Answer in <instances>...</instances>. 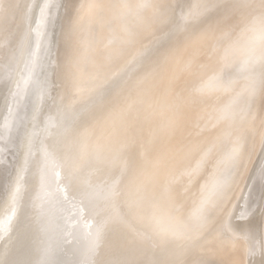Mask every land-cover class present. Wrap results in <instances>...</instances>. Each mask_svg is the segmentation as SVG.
<instances>
[{
    "label": "rangeland",
    "instance_id": "374dc122",
    "mask_svg": "<svg viewBox=\"0 0 264 264\" xmlns=\"http://www.w3.org/2000/svg\"><path fill=\"white\" fill-rule=\"evenodd\" d=\"M29 1L0 0V33L6 32L12 42L9 48L0 40V94L3 92L0 96L5 97L4 99L7 100V96L4 95H8V91L5 89L6 94H4V88L7 86L10 89L11 86L8 100L0 99V104H2V101L6 102V105L4 103V105H0L5 109L2 111L0 108L1 111H7L3 114L0 112L1 117L3 115L2 118L0 117L2 119L0 123L2 130H0V133L6 126V132H9V135L11 134L7 136V133L5 135L4 131L2 135L0 134L1 137L4 135L0 139L1 146H3L2 142L5 146H3L4 149L0 148V154L4 153L5 155L3 156L6 157L7 151L10 148V145H8L10 141L14 143L12 144L16 149H12L13 147L9 149L8 155L12 158L11 162L8 160L10 158L8 155L7 160L3 159V156H1L2 158L0 157V160L9 161L8 163L11 164L9 167L11 168L9 183H7L2 194H0V264H123V262H136V264H264V84H262V79H264V21H261L260 18V0H257L258 2L250 0L247 2L249 5L246 2L244 4L245 0L243 3L241 0H237V2L242 3V6L240 4L238 7L235 0L234 3L229 2L232 7L226 0H214V2L202 0L207 3V5L204 4L206 5L205 7L199 4L201 3L200 0H55L57 1V5H55L54 0H44L46 2L42 0L44 3H41L39 0H34L36 1L35 3L33 0H31L33 3H28ZM253 1L256 3V6H254ZM196 2H198L197 5ZM210 2L212 5H210ZM226 2L229 5H226L227 10L225 9ZM250 2H252V6ZM208 3H210V6ZM222 3L224 4L222 5ZM30 4H33V6ZM44 4L46 7H43ZM220 4L223 6V9L220 7L222 11L217 10V8L220 9ZM28 5L30 8L32 7L31 9L33 10L31 11L33 12L29 11ZM37 5L41 7L40 11ZM195 5L198 7L202 5L203 10L201 11L202 8L200 7L199 12V8H196ZM49 6L52 7L50 8ZM194 6L196 9H192ZM34 8H38L36 9L38 11L37 14H35L36 10ZM46 8L48 13H46ZM252 8L255 11H259H256L258 16ZM247 9L250 10L246 11ZM54 10H57L56 15L51 13ZM28 11L31 12V15L27 13ZM25 13L31 16L30 19H27L28 16ZM38 13H40L39 20H36ZM253 13L255 14L254 16ZM48 14L52 15V18ZM24 17H27L26 19L29 20V23L32 20L31 22L34 23V26L36 22H39L38 24L43 23L45 26L47 19V23L53 28L50 29L51 27L47 26V23L46 26L52 32L49 29L46 30L47 27L45 28L41 24H36L34 28H37V31L31 34V31H35V29L32 28L33 25L30 26L32 23L29 24L27 21H24ZM42 17H44L45 21L44 19H40ZM256 18L258 25L256 24ZM49 19L53 20V24L52 21L48 22L50 21ZM237 19H240L239 21L242 20L240 27ZM251 19L257 27L259 26V29L253 23L249 24ZM40 20L43 22H40ZM236 20L238 27L233 24ZM225 21L227 24L224 23ZM26 23H28V26ZM39 26L40 28L42 27V30L38 29ZM252 26H255V28ZM225 27L227 28L225 29ZM28 28L32 30L28 32ZM24 29H26V34H30L25 36ZM40 30L44 34L43 38L37 35V33L41 34ZM44 30L48 32H46V35ZM231 30L236 32L234 33ZM224 32L227 33L225 34ZM50 33L49 37L48 34ZM214 34L217 39L214 37ZM31 35H36V37L33 36L34 39H40V42L43 44V41H45V47L49 43L48 50L44 48L46 51L43 52V56L47 53L45 59L46 57L48 58L46 60L43 61L44 57L41 56L42 51H39V49L43 50V46L37 43L39 41L32 39L34 40L33 42L29 40V37L32 38ZM22 36L25 37L23 38ZM27 36L29 37L27 38ZM45 36L49 37L50 42H48L49 40ZM208 36L210 37L208 38ZM20 38L25 39V43ZM220 38L222 39L220 40ZM224 38L228 41L223 40ZM251 40L255 41H253L254 44L250 43L252 42ZM29 41L32 44H38H34L35 47L30 43L31 46L35 47H32L34 56L36 58H38L37 55L41 56L39 57L40 62L38 61L39 58L33 57L34 61L31 62H35L34 65L32 63L35 68L28 61L30 57V60H32L33 54L28 57L26 53L31 48L26 43H29ZM242 41L243 44L240 46ZM19 42L23 43V45L21 43V48ZM199 44L200 46H198ZM256 44L260 46H256ZM24 45H29V47H23ZM248 45L249 48H245ZM17 46H19L20 50ZM38 46L42 49L38 48ZM33 49H37V51ZM209 49L212 53L209 52ZM38 51L40 52L39 54H37ZM256 52L258 53L255 54ZM16 53H19L18 57L20 59L16 57ZM249 55L251 56L249 57ZM24 56L29 59L26 61ZM203 57H205L204 60ZM211 57L216 59L213 62L209 61L213 60ZM241 57L250 61H243L244 59L242 60ZM16 58L21 62L18 64L19 62L15 61L16 63L18 62L19 66L14 63V59L16 60ZM217 58L223 59V61L221 60V63L217 62ZM224 59H230L229 63L231 65L228 63V60ZM41 62L42 64H39ZM189 62L191 63L190 65ZM238 62L240 65H238ZM26 63L28 66H31H29V69L23 68L24 65L27 67ZM209 64L210 67L216 68V71L214 68L212 69L217 73L212 71ZM40 65L42 68L39 67ZM13 66L16 75L11 71V69L13 70ZM36 67L37 69L38 67L41 69H38L37 72L33 70ZM16 68L18 71H16ZM22 69L28 71L31 69L36 71L35 74L40 73V71L44 72L45 70L44 75L40 73V76L42 77L43 75L44 79L40 77L42 79L40 80L39 74L35 75L33 71H30L36 77L34 79L31 76V80L40 82L32 85L33 82L30 79H26L27 77L30 78L29 75L31 74L29 73L24 78L25 70L22 71ZM188 69L191 70L189 71ZM196 69L197 71L199 69L200 71L204 69L209 70L207 72L204 70L202 73L198 72L203 74V77L205 73H208L205 74L206 77L208 75L207 79L212 76L209 79L211 80L210 83L207 82V79H203L201 74L199 75L196 72ZM10 73L11 77L9 76ZM197 74L200 79H197ZM20 75L21 78L23 76V80L27 81H21ZM191 77H195L197 80L193 78L194 82H192ZM7 80L10 82L13 80L11 85L8 83L10 86L6 85ZM198 80L200 84L205 80L208 86L203 83L204 88L200 89L199 87L202 85L198 84ZM19 81L21 85L18 83ZM195 81L197 83L195 88H199L200 91L198 92H201L198 95H201L203 99L207 98L209 101H204L202 98V100H198L200 98L196 92L198 89L195 91L193 85L192 89L190 88V85L194 84ZM42 82H44V87L42 86ZM152 82L155 84H152ZM13 83L17 87H14ZM183 83L187 84L186 88H184L187 89L185 90L186 92L182 89L184 87ZM25 84L27 86H24ZM147 84L148 86L150 85L151 92L148 90L147 93L146 90L145 93L144 91L147 88L145 86ZM181 84H183V87ZM36 85L38 87L41 85L43 88L40 86L41 88L39 87V89ZM101 85L105 86L103 92L99 91ZM197 85L200 86L198 87ZM21 86L28 90L26 92L29 93L27 94V96L29 95L28 100L31 99L29 106L28 102L26 103L28 101L26 100L27 96L24 95L26 94L25 89ZM30 86H34L31 89L32 91H29ZM18 87L20 88L19 91ZM15 88L18 91L17 95H15ZM34 89L37 91L35 92ZM179 90H183L184 94L180 93ZM12 91L14 92L13 94ZM178 91L181 96L176 94ZM37 92L38 94L41 92V95H37ZM143 92L146 96L149 93V96L152 95V98L148 96L151 99L150 101H148L146 96L143 97ZM193 92L194 94L196 93V97L193 96ZM32 93L37 97L33 96ZM190 93H192L190 95L192 99L196 98V100L192 101H200V103H193L191 97H188ZM230 93L234 96L237 95V97L241 95L238 101H241L244 94L248 93L250 97H245L248 99L246 100L247 103L243 98L242 103L234 100L235 97ZM203 94L205 97H203ZM14 96L15 101L12 99ZM182 96L188 97L187 100L191 101H189L190 105L189 103L186 104L185 100L181 98ZM32 97H35L34 101H32ZM38 97L40 98L38 99ZM230 97L232 100H229ZM36 98L37 101L35 102ZM172 98L173 100L177 98L179 104H176L177 102L173 101ZM159 99H162L161 102ZM181 99L182 101L184 100L183 104L187 105L185 107L189 106L187 108L189 115L184 112L186 108L182 107L183 104L180 106L182 103H180ZM11 100L13 101L11 102ZM22 101L26 105H22ZM170 101L176 102V107ZM206 101L208 102L207 105L205 104ZM211 101L212 103H210ZM228 101L232 104L233 101L234 103L236 101V106L238 103L241 105L239 106L241 110L238 113L235 111L237 114L233 111L231 116L238 115V117L242 116V119H244V121L240 119L242 130H244L243 136L239 134L232 135L234 133L232 129L234 126H231L227 130L228 124H219L218 119H213L216 115L218 116V113L216 115L213 114L216 112L213 109L220 107L224 102ZM7 104L12 110L6 108L8 107ZM11 105L16 110L18 108L19 114L23 113L25 115L20 116L18 112L13 110L14 108ZM31 105L37 106L36 109ZM202 105L206 109L212 108L213 113L207 110V114H204L205 107ZM19 106L21 107L20 109ZM25 106L27 109L24 108ZM190 106L192 109H190ZM28 108L29 110L33 108L32 116ZM182 108L183 110H181ZM243 108L244 110H242ZM21 109L24 112H20ZM189 110H196L197 113L201 111L203 115L195 112L198 118L193 119L192 117H195L194 112ZM12 111H14V114L11 113ZM180 111H183L181 112L182 114L178 113ZM10 113L13 114L11 115L12 119H9L12 123L7 119ZM208 113L209 115L212 113L209 116L210 118H208ZM13 116L21 117V120ZM30 116L31 118H29ZM200 116L203 118L202 122ZM23 119L25 120V127H23ZM31 119L33 120V130L31 129ZM212 119L215 122H211ZM16 120L19 124L16 123ZM192 120L193 122L191 123ZM208 120L210 124L206 122ZM2 122H5L4 126ZM7 122L12 125L15 123L16 130L18 131L23 129L19 131L22 134L21 137L16 130L14 131L18 133L17 135L14 131V134L12 133L11 130L13 129L11 128L13 126L15 128V125L11 127ZM201 123L206 124L202 127ZM208 124L211 126H208ZM18 125L19 127H17ZM216 125L218 126L215 128ZM7 126H10V128H7ZM208 128H211V130ZM206 129L207 132L205 131ZM200 130L202 131V138L200 137L202 140L197 138L201 134L198 133ZM224 130L225 132L228 131V133H223ZM230 130L232 131L231 134ZM28 131H30L31 138L29 134V136L25 135L27 139L24 137V140L27 141L20 140L19 137L23 139V134L29 133ZM195 132L197 134L192 138ZM242 133L243 131H241ZM220 134L222 138L225 134H228L229 137L232 135L233 137H230V139L226 135L229 141H224V139L226 140L225 136L221 141L222 143L219 142L221 144H214L213 142L215 141L213 140L218 139ZM208 135L210 136L208 137ZM15 136L16 139H19H17L18 141H23V144L21 143L23 146L20 145V142L15 144L17 141L14 138ZM163 136L164 138L167 136L165 140H162ZM210 138L209 143L214 145L211 148L208 147V149L206 146L210 144L203 142V139L208 142ZM196 139H198V142ZM163 141L164 143H162ZM238 141L239 143H237ZM25 142H30L28 143L29 146ZM189 142H192L191 145ZM199 142L201 143L199 144ZM193 144L197 145L200 149H197ZM18 145L19 147L22 146L21 148L27 146L28 149L26 147L25 150L20 149L21 152H19ZM186 145L187 147H185ZM201 145L206 149L205 151L208 149L209 153L212 151H214L212 153L217 152L218 154L215 153L217 156L212 153L210 155L208 152L206 154L205 151L206 155L202 152L204 156L201 153H196L197 150H201ZM190 146L192 149L188 148ZM193 147L197 150L193 149ZM186 148L190 151L189 156L182 154L183 151H187L185 150ZM10 150H14L12 151L13 154ZM108 151H111L110 158L105 157ZM15 152L16 154H14ZM23 153L25 155H22ZM192 153L197 154V156L199 155L198 157L194 155L196 159H199L195 161L192 157L193 162L191 163L189 157L191 159ZM180 154H182L181 159H179L181 157ZM163 155H166V157ZM15 156L16 158L20 157L19 160L21 162ZM160 157H164L163 160ZM184 158L188 161L184 160ZM70 159L77 161L72 167L68 165ZM160 159L162 164L161 161L159 162ZM16 162L17 164H15ZM200 163L201 165L207 163L212 169L209 165L205 166L204 164L201 166ZM225 163L226 165H224ZM15 165L19 166L14 167ZM183 165H186V168ZM191 166H194V170H197H195L196 173L193 172L196 174L195 179L194 174L189 173L192 169ZM197 166H201V168L197 169ZM206 167L207 170L210 169L211 174L206 170ZM186 170L189 171L187 172ZM9 184H12V186ZM154 184L159 187H155ZM168 184H172V186ZM90 185L100 186L104 189L105 198L101 201L103 212L82 195ZM164 187L167 188L165 189ZM219 188L221 189L220 191ZM245 189L247 190L245 191ZM203 190L208 193L203 192ZM189 194L192 195L189 196ZM168 196L170 200L174 201L167 199ZM208 196H212L210 200H207ZM216 196H218V199ZM181 198L184 199V202ZM188 198L191 200L188 201ZM208 201L212 202L208 203ZM164 202L170 206L167 205L168 207L164 208ZM187 202H192V204L190 203V205ZM196 202L200 203V206ZM188 209H192V211ZM185 214H187V217ZM189 215L190 217H188ZM186 222L187 224L184 226ZM222 225L226 226L223 227ZM229 226H231L230 230ZM209 228L211 229L209 230ZM208 232L210 233L208 234ZM238 234L240 235L238 236ZM209 236L211 239L208 238ZM218 238L221 242H219ZM222 238H224V243L222 242ZM216 242L223 244L220 245ZM228 247L229 249H227Z\"/></svg>",
    "mask_w": 264,
    "mask_h": 264
},
{
    "label": "bare ground",
    "instance_id": "6f19581e",
    "mask_svg": "<svg viewBox=\"0 0 264 264\" xmlns=\"http://www.w3.org/2000/svg\"><path fill=\"white\" fill-rule=\"evenodd\" d=\"M33 1H34V0H33ZM33 1L30 0L28 3H30V2L33 3ZM39 1L42 3L44 0H43V1H42V0H39ZM46 1H47V0H46ZM46 1H44V2H46ZM54 1H55V0H54ZM188 1H189V0H188ZM192 1H194V0H192ZM200 1H201V3H199V4H202L204 7L207 5V3H206V2H203V1H208V0H203V1L200 0ZM211 1L214 2V0H211ZM226 1H228V3H229V2H230V3H231V2L234 3V0H233V1H231V0H230V1H229V0H226ZM235 1L237 2V0H235ZM238 1H240V0H238ZM241 1H242V3H243L244 0H241ZM249 1H250V0H248V1L245 0V1H244V4H245V2L247 3V2H249ZM256 1H257V0H256ZM35 2H36V1H34V3H35ZM44 2H43V3H44ZM202 2H203V3H202ZM220 2H221V1H220ZM223 2H224V1H223ZM257 2H258V1H257ZM38 3H39V2H38ZM41 3H40V4H41ZM191 3H192V2H191ZM197 3H198V2H196V5H197ZM210 3H211V2H210ZM210 3H208V5H209ZM215 3H216V2H215ZM224 3H225V2H224ZM224 3H222V5H223ZM226 3H227V2H226ZM228 3L225 4V7H226V5H228ZM230 3H229V5L231 6ZM242 3H241V2H240V3L237 2V4H236L237 7H238V5H240V4H241V6H242ZM250 3H251V6H252V2H250ZM199 4H198V5H199ZM204 4H206V5H204ZM218 4H219V3H218ZM244 4H243V5H244ZM253 4H255L254 6H256V3H254V1H253ZM30 5L33 6V4H30ZM55 5H57V1H55ZM196 5H195V6H196ZM202 5H201V6H202ZM210 5H212V3H211ZM210 5H209V6H210ZM215 5H216V4H215ZM220 5H221V4H220ZM222 5L219 6V8H220V7L222 8V7H223ZM229 5H228V6H229ZM247 5H249V3H247ZM257 5H258V4H257ZM28 6H29V5H28ZM41 6H42V4H41ZM44 6L46 7L45 4L43 5V7H44ZM47 6H48V2H47ZM52 6H53V9H54V8H55V7H54V4H53ZM52 6H51V7H52ZM195 6H194V8L192 7V9H196V8L198 7V6H196V8H195ZM201 6L198 7V8H199V10H198L199 12H200V7H201ZM216 6H217V5H216ZM251 6H250V7H251ZM37 7H38L39 9H38V8H36V9H38V10L40 11V8H41V7H39L38 5H37ZM49 7H50V6H49ZM51 7H50V8H51ZM56 7H57V6H56ZM207 7H208V6H207ZM213 7L215 8V6H213ZM225 7H224V8H225ZM231 7H232V6H231ZM244 7H245V6H244ZM28 8H29V11L33 10V9H31L32 7L30 8V6H29ZM147 8H148V7H147ZM201 8H202V9H201V11H202V10H203V7H201ZM211 8H212V7H211ZM216 8H217V7H216ZM221 8H220V9L217 8V10H218V11H222ZM239 8H240V7H239ZM242 8H243V7H242ZM34 9H35V8H34ZM36 9H35V10H36ZM222 9H223V8H222ZM225 9L227 10V7H226ZM229 9H230V8H229ZM255 9H256V8H255ZM27 10H28V9H27ZM46 10H47V8H46ZM50 10H52V9H50ZM50 10H49V11H50ZM207 10H209V9H207ZM213 10H214V9H213ZM234 10H235V9H234ZM236 10H238V9H236ZM244 10H245V9H244ZM248 10H250V9H247L246 11H248ZM252 10L254 11V13H256V15H257V12H259L258 10H256V11H257V12H256V11L254 10V8H252ZM29 11L27 12L28 14H30L31 12H33V11H31V12H29ZM117 11H118V10H117ZM195 11H196V10H195ZM204 11H205V10H204ZM211 11H212V10H211ZM214 11H215V10H214ZM238 11H239V10H238ZM241 11H242V10H241ZM37 12H38L37 10H36V13H35V11H34L35 14H37ZM53 12H55V13H53ZM53 12H51V13L54 14V15H56L57 10H54ZM207 12H208V11H207ZM223 12H224V11H223ZM22 13H23V12H22ZM46 13H48V10H47ZM213 13H214V12H213ZM246 13H247V12H246ZM254 13H253V16L255 15ZM25 14H26V13H25ZM196 14H197V12H196ZM205 14H207V13H205ZM211 14H212V13H211ZM215 14H216V13H215ZM219 14H221V13L219 12ZM230 14H231V13H230ZM243 14H244V13H243ZM258 14H259V13H258ZM30 15H31V14H30ZM30 15L28 16V15L26 14V16H28V18H27V17H24V18H25V19H26V18H27V19H30V17H31ZM39 15H40V13H38V15H37V17H36V20H39V18H38ZM48 15L50 16V14H48ZM111 15H112V14H111ZM194 15H195V14H194ZM217 15H218V13H217ZM217 15H216V16H217ZM223 15H224V14H223ZM244 15H245V14H244ZM44 16H46V15H44ZM51 16H52V15H51ZM51 16H50V18H52ZM113 16H114V15H113ZM237 16H238V15H237ZM245 16H246V15H245ZM253 16H252V17H253ZM257 16H258V15H257ZM53 17H56V16H53ZM219 17H221V16H219ZM227 17H228V16H227ZM255 17H256V16H255ZM34 18H35V16H34ZM37 18H38V19H37ZM45 18H46V17H45ZM47 18H48V17H47ZM107 18H108V17H107ZM112 18H113V17H112ZM171 18H172V17H171ZM230 18H231V17H230ZM236 18H237V17H236ZM238 18H239V17H238ZM245 18H247V17H245ZM257 18H258V17H257ZM257 18H256V21H257ZM21 19L23 20V18H21ZM21 19H20V20H21ZM25 19H24V21H27V22L29 21V20H27V19L25 20ZM40 19L43 20L44 17H42V18H40ZM218 19H219V18H218ZM254 19H255V18H254ZM254 19H253V20H254ZM36 20L34 19V21H36ZM42 20H40V22H41ZM49 20H50V19H49ZM224 20H225V19H224ZM226 20H227V19H226ZM237 20H238V23L240 24V25H239V27H240V26L242 25V24H241V21H242V20H241V21H239L240 19H237ZM237 20L233 23L235 26H237V25H236V24H237V23H236ZM31 21H32V20H31ZM31 21H30V23H32V24H31L30 26H32V25L34 24V23L31 22ZM44 21H45V19H44ZM51 21H52V24H53V20H52V19H51L50 21H48V22H51ZM118 21H119V20H118ZM233 21H234V20H233ZM256 21H255V22H256ZM259 21H260V20H259ZM261 21H262V20H261ZM261 21H260V22H261ZM263 21H264V20H263ZM42 22H43V21H42ZM243 22H244V21H243ZM28 23H29V22H28ZM28 23H26L27 26H28ZM30 23H29V24H30ZM38 23H39V22H38ZM38 23L36 22V24H38ZM46 23H47V19H46V21H45V26L43 25V23H42V24L40 23V24H41V26H43V27L46 28V27L49 25V24L47 23V26H46ZM224 23H226V21H225ZM250 23H253V22H252V19H251V21H249V24H250ZM261 23H262V22H261ZM261 23H260V24H261ZM36 24H35V26L33 25V27H32L33 29H35V31H33L32 29H30V30L33 31V32L31 31V34L36 33V31H37L36 29H37V28H34V27H36ZM40 24H38V25H40ZM226 24H227V23H226ZM226 24H225V25H226ZM231 24H232V23H231ZM253 24H254V23H253ZM253 24H251V25H253ZM256 24L258 25V21H257ZM260 24H259V25H260ZM24 25H25V24H24ZM145 25H146V24H145ZM214 25H215V24H214ZM234 25H233V26H234ZM254 25H255V24H254ZM257 25H255V26L257 27ZM49 26H50V25H49ZM146 26H147V25H146ZM218 26H219V25H218ZM255 26H254V27L252 26V27L255 28ZM260 26H261V25H260ZM50 27H51V26H50ZM216 27H217V25H216ZM231 27H232V26H231ZM231 27H230V28H231ZM237 27H238V26H237ZM245 27H246V26H245ZM261 27H262V26H261ZM25 28H27V27H25ZM29 28H30V27H29ZM29 28H28V30H29ZM39 28H40V26L38 27V29H39ZM41 28H42V27H41ZM41 28H40V29H41ZM52 28H53V27H51L50 29H52ZM213 28H214V26H213ZM218 28H219V27H218ZM226 28H227V27H225V29H226ZM234 28H235V27H234ZM243 28H244V26H243ZM257 28L259 29V26H258ZM47 29H49V28L47 27L46 30H47ZM50 29H49V30H50ZM231 29H233V28H231ZM235 29H236V28H235ZM237 29H238V28H237ZM262 29H263V28H262ZM24 30H25V31H24L25 33H24V34H25V36H26L28 33L26 34V29H24ZM28 30H27V31H28ZM30 30H29L28 32H30ZM41 30H42V29H41ZM41 30H40V31H41ZM216 30H217V29H216ZM229 30H230V29H229ZM233 30H234V29H233ZM233 30H231V31H233ZM238 30H239V29H238ZM240 30H241V29H240ZM251 30H253V29H251ZM260 30H261V29H260ZM260 30H258V31H260ZM222 31H223V29H222ZM255 31H256V30H255ZM258 31H257V32H258ZM38 32H39V30H38ZM46 32H47V31L44 30L45 35L48 33V32H47V33H46ZM50 32H52V31L50 30ZM219 32H220V31H219ZM219 32H218V34H219ZM228 32H230V31H228ZM233 32H234V31H233ZM233 32H231V33H233ZM235 32H236V31H235ZM235 32H234V33H235ZM238 32H239V31H238ZM247 32H248V30H247ZM261 32H262V30H261ZM224 33L226 34L227 32H224ZM245 33H246V32H245ZM254 33H255V32H254ZM254 33H253V35H254ZM258 33H259V32H258ZM29 34H30V33H29ZM29 34H28V35H29ZM215 34H216V33H215ZM215 34H214V37H215ZM222 34H223V33H222ZM222 34H221V35H222ZM37 35L41 36L40 38H43L42 36H43L44 34H43V32L41 31V34L37 33ZM48 35H49V37H50L51 33L48 34ZM208 35H209V34H208ZM216 35H217V34H216ZM219 35H220V34H219ZM230 35H231V34H230ZM233 35H234V34H233ZM242 35H243V34H242ZM246 35H247V34H246ZM251 35H252V34H251ZM251 35H250V36H251ZM260 35H261V34H260ZM25 36H22V37L24 38ZM31 36H32V35H31ZM33 36L36 37V35H33ZM33 36H32V38H30L29 36H27V38L29 37V40H31V41L34 42V40H36L37 38L34 39ZM204 36H205V35H204ZM210 36H211V35H210ZM210 36H208V38H209ZM224 36H225V35H224ZM224 36H223V37H224ZM226 36H227V35H226ZM238 36H239V35H238ZM254 36H255V35H254ZM256 36H257V35H256ZM37 37H38V36H37ZM45 37H46V36H45ZM45 37H44V39H45ZM49 37H48V36L46 37L47 40H49V39H48ZM227 37H228V36H227ZM227 37H225V38H227ZM232 37H233V36H232ZM240 37H241V36H240ZM251 37H253V36H251ZM261 37H262V36H261ZM27 38H26V39H27ZM201 38H202V36H201ZM206 38H207V37H206ZM212 38H213V36H212ZM215 38H216V37H215ZM225 38H224L223 40H225ZM229 38H230V37H229ZM234 38H235V37H234ZM245 38H246V37H245ZM258 38H259V37H258ZM20 39H21V38H20ZM32 39H34V40H32ZM38 39H39V37H38ZM44 39H41V40H44ZM204 39H205V38H204ZM216 39H217V38H216ZM221 39H222V38H220V40H221ZM232 39H233V38H232ZM259 39H260V38H259ZM259 39H258V41H259ZM21 40H23V39H21ZM24 40H25V39H24ZM24 40H23V43H25ZM45 40H46V39H45ZM200 40H201V39H200ZM218 40H219V39H218ZM229 40H230V39H229ZM236 40H237V39H236ZM240 40H241V39H240ZM242 40H243V39H242ZM255 40H256V39H255ZM27 41H28V39H27ZM31 41H29V43H28V42H26V43L30 45ZM36 41H39V42H37V43H38V44L40 43V45L43 46V47H42L43 50H44V48H46V49L48 50L49 43H47V44H46L47 47H45V45H44V44L46 43L45 41H43L44 44L40 42V39H39V40H36ZM36 41H35V42H36ZM144 41H145V40H144ZM225 41H228V40H225ZM243 41H244V40H243ZM243 41H242V43L240 44V46L243 44ZM245 41H246V40H245ZM251 41H252V40H251ZM253 41H254V40H253ZM253 41L250 42V43H253ZM258 41H256V42H258ZM48 42H50V40H49ZM207 42H208V40H207ZM223 42H224V41H223ZM230 42H231V41H230ZM254 42H255V41H254ZM21 43H22V42H21ZM21 43L19 42L20 45H21ZM23 43H22V45H23ZM200 43H201V42H200ZM205 43H206V42H205ZM218 43H219V42H218ZM232 43L234 44V42H232ZM232 43H230V44H232ZM259 43H261V42H259ZM31 44H32V43H31ZM34 44H36V43H33L32 45H34ZM38 44H36V45H38ZM201 44H203V43H201ZM216 44H217V43H216ZM219 44H220V43H219ZM225 44H227V43H225ZM233 44H232V45H233ZM246 44H247V43H246ZM253 44H254V43H253ZM262 44H263V43H262ZM20 45H19V46H20ZM22 45L20 46V48L22 47ZM29 45H24L23 47H25V46L29 47ZM134 45H135V44H134ZM213 45H215V44L213 43ZM213 45H212V47H213ZM250 45H251V44H250ZM19 46H17V47L19 48ZM34 46H35V45H34ZM198 46H200V44H199ZM207 46H208V45H207ZM207 46H206V47H207ZM217 46H218V45H217ZM220 46H221V45H220ZM225 46H226V45H225ZM246 46H247V45H246ZM253 46H254V45H253ZM256 46H260V45L256 44ZM263 46H264V45H263ZM27 47H26V48H27ZM30 47H31V48L28 49L29 52H30V49H31V52H30V53L25 51V52L28 54V57H29V56H32V54H33V52H32V47H33V46L30 45ZM35 47H36V46H35ZM35 47H33V48H35ZM206 47H205V48H206ZM210 47H211V46H210ZM238 47H239V46H238ZM261 47H262V46H261ZM5 48H6V47H5ZM18 48H17V51H18ZM20 48H19V50H20ZM38 48H41V47L38 46ZM42 48H41V49H42ZM196 48H197V47H196ZM205 48H204V49H205ZM213 48H214V47H213ZM221 48H222V47H221ZM230 48H231V46H230ZM232 48H233V47H232ZM245 48H249V45H248V47H245ZM252 48H254V47H252ZM262 48H263V47H262ZM6 49H7V48H6ZM216 49H217V48H216ZM216 49H215V50H216ZM222 49H224V48H222ZM225 49H226V48H225ZM227 49H229V48H227ZM255 49H256V48H255ZM26 50H27V49H26ZM33 50H35V49H33ZM43 50H40V49H39L40 52L42 51V52H41V53H42L41 56L44 57V59H43V61H44V60H46L48 57H46V59H45V56H47V55H46L47 53L44 54V56H43V52L46 51V50H44V51H43ZM195 50H196V49H195ZM198 50H199V49H198ZM217 50H218V49H217ZM219 50H220V49H219ZM35 51H37V49H36ZM35 51H34V52H35ZM39 51L37 52V54L40 53ZM221 51H222V50H221ZM244 51H245V49H244ZM19 52H20V51H19ZM47 52H48V51H47ZM203 52H204V51H203ZM209 52H211L210 49H209ZM214 52H215V51H214ZM247 52L249 53V51H247ZM247 52H246V53H247ZM251 52H252V51H251ZM21 53H22V52H21ZM26 53H25V54H26ZM206 53H207V52H206ZM206 53H205V54H206ZM211 53H212V52H211ZM241 53H242V51H241ZM257 53H258V52H256L255 54H257ZM16 54H17V53H16ZM35 54H36V53H35ZM215 54H218V53H215ZM236 54H237V53H236ZM18 55H19V53L17 54V56H16V55H15V56H16L17 58H19ZM20 55H21V54H20ZM196 55H197V54H196ZM239 55H240V54H239ZM243 55H244V53H243ZM245 55H246V54H245ZM25 56L27 57V55H25ZM25 56H24V57H25ZM37 56H38V58L41 57V56H39V55H37ZM208 56H209V55H208ZM213 56H214V55H213ZM241 56H242V55H241ZM246 56H248V55H246ZM250 56H251V55H249V57H250ZM26 57H25V59H26V61H27V59H29V58H26ZM33 57L36 58V57L34 56V54H33V56H32V60H30L31 57H30V59L28 60L29 63H30L31 61H34ZM192 57H193V56H192ZM196 57H197V56H196ZM205 57H206V56H205ZM205 57H203V60H204ZM14 58H15V57H14ZM17 58H16V60L14 59V63L17 64V63L19 62L18 64H20L21 62H20V60L18 61ZM38 58H36V59H38ZM200 58H202V57L200 56ZM211 58H212V57H211ZM241 58H242V57H241ZM244 58H246V57L244 56ZM244 58H242V60H243ZM19 59H20V58H19ZM36 59H35V60H36ZM41 59H42V58H41ZM192 59H193V58H192ZM198 59H199V58H198ZM208 59H209V57H208ZM212 59H213V60H209V61H212V62H213L214 59H216V58H212ZM217 59H218V58H217ZM233 59H234V58H233ZM39 60H40V58L38 59V61H39ZM200 60H201V59H200ZM218 60H219V61H218ZM218 60H217V62H220V63H221V60L223 61V59H221V60L218 59ZM224 60H226V61L228 60V63H229V60H230V59H224ZM236 60H237V59H236ZM242 60H241V61H242ZM245 60H246V59H244L243 61H245ZM247 60L250 61L249 59H247ZM247 60H246V62H247ZM15 61H18V62L16 63ZM24 61H25V60H24ZM40 61H41V60H40ZM40 61H39V62H40ZM192 61H193V60H192ZM194 61H197V60H194ZM205 61H206V60H205ZM209 61H207V62H209ZM239 61H240V60H239ZM243 61H242V62H243ZM36 62H37V60H36ZM46 62H47V61H46ZM46 62H45V64H47ZM179 62H180V61H179ZM190 62H191V61H190ZM190 62H189V65L191 64ZM199 62H200V61H199ZM27 63H28V62H27ZM27 63H26L27 67H26L24 64H22V65L25 66V67L23 66V68H28V69H29V68L31 67L30 65H29V66H30V67H29V66H28L29 63H28V64H27ZM32 63H33V65H34L35 62H31L30 64L32 65ZM209 63H211V62H209ZM222 63H223V62H222ZM236 63H237V62H236ZM236 63H234V64H236ZM238 63H239V62H238ZM18 64H17V65H18ZM36 64L38 65V63H36ZM36 64H35V65H36ZM39 64H42V62L39 63ZM203 64H204V63H203ZM218 64H219V63H218ZM229 64L231 65V63H229ZM234 64H233V65H234ZM17 65H16V66H17ZM33 65H32V66H33ZM43 65H44V63H43ZM187 65H188V64H187ZM205 65H206V63H205ZM216 65H217V63H216ZM224 65H225V64H224ZM233 65H232V66H233ZM238 65H240V63H239ZM14 66H15V65H14ZM14 66H13V70L11 69V71L14 72L15 75H16V72L14 71ZM18 66H19V65H18ZM201 66H202V65H201ZM206 66H208V65H206ZM213 66H214V65H213ZM33 67H34V66H33ZM39 67H41V65H40ZM39 67H38V69H39ZM44 67H45V66H44ZM182 67H183V66H182ZM182 67H181V69H182ZM196 67H197V66H196ZM196 67H195V68H196ZM209 67H210V64H209ZM229 67H230V66H229ZM17 68H18V67H17ZM17 68H16V71H18ZM34 68H35V67H34ZM41 68H42V67H41ZM41 68H40V69H41ZM189 68H190V67H189ZM191 68H192V67H191ZM195 68H194V69H195ZM198 68H199V67H198ZM198 68H197V69H198ZM201 68H202V67H201ZM203 68H206V67H203ZM207 68H208V67H207ZM210 68L212 69V68H214V67L211 66ZM210 68H208V69H210ZM219 68H220V67H219ZM38 69H37V67H36V69H33V70H36V71H37ZM40 69H39V70H40ZM44 69L46 70V68H44ZM181 69H180V70H181ZM194 69H193V71H194ZM197 69H196V72L199 73L198 71H200V69H199L198 71H197ZM211 69H210V71H211ZM214 69H215V71H216V68H214ZM217 69H218V68H217ZM231 69H233V68H231ZM24 70H25V69H24ZM24 70L22 69V71H24ZM33 70L30 69V71H33ZM42 70H43V69H42ZM45 70H44V72H41V71H40V73H43V75H44ZM180 70H178V71L180 72ZM188 70H189V69H188ZM190 70H191V69H190ZM190 70H189V71H190ZM201 70H202V69H201ZM204 70H205L206 72L209 71V70H207V69H204ZM204 70H203V71H204ZM226 70H227V68H226ZM226 70H225V71H226ZM26 71L28 72L27 74H26ZM30 71L25 70V74H26V75L24 74V78H25V76L27 77V75H28L29 73H30V74L32 73V72H30ZM36 71H33L34 74H35ZM203 71H200V72L202 73ZM212 71H213V69H212ZM218 71H219V69H218ZM227 71H228V70H227ZM12 72H11V73H12ZM37 72H38V71H37ZM194 72H195V71H194ZM213 72H214V71H213ZM11 73L9 74V76L11 75ZM20 73H21V72H20ZM40 73H36V74H39L38 77H39L40 80H42V79H44V78H43V75H42V77L40 76ZM175 73H177V72L175 71ZM192 73H193V72H192ZM201 73H199V75H200ZM214 73H217V72H214ZM218 73H219V72H218ZM222 73H223V72H222ZM36 74H35V75H36ZM205 74H208V73H205ZM205 74H204V77L202 76L203 74H201V76L203 77V79H204V78L207 79V77H208V75H207V77H206ZM209 74H211V73L209 72ZM244 74H246V73H244ZM15 75H12V76H15ZM22 75H23V72H22ZM192 75H193V74H192ZM194 75H195V74H194ZM217 75H218V74H217ZM238 75H240V74H238ZM9 76H8V77H9ZM29 76H30V78L27 77L26 79H30V81L33 82V84L31 83L32 85H35L34 83H36V82L38 83V82H39V81H37V80H31V76H33L34 79L36 78L33 74H31V75H29ZM189 76H190V75H189ZM195 76H196V75H195ZM201 76H200V77H201ZM213 76H214V75H213ZM226 76H227V75H226ZM226 76H225V77H226ZM229 76H230V75H229ZM235 76H236V75H235ZM10 77H11V76H10ZM10 77L8 78L9 80H10ZM40 77H41L42 79H41ZM186 77H188V76H186ZM211 77H212V76H211ZM211 77H210V78H211ZM22 78H23V76H22ZM22 78H21V75H20V79H21V81L23 80ZM191 78H192V79H191ZM191 78H190V79H191L192 82H194V80L196 79L195 77H191ZM193 78H194V80H193ZM210 78L207 79V82H209V83H210V81H211V80H209ZM227 78H228V76H227ZM235 78H236V77H235ZM11 79H12V78H11ZM17 79H18V78H17ZM39 79H38V80H39ZM197 79H200V78L198 77V74H197ZM197 79H196V80H197ZM223 79H224V78H223ZM148 80H149V79H148ZM201 80H202V79H201ZM208 80H209V81H208ZM214 80H215V79H214ZM221 80H222V79H221ZM7 81H8V80H7ZM23 81L26 82L27 80L24 79ZM28 81H29V80H28ZM30 81H29V82H30ZM34 81H35V82H34ZM154 81H155V80H154ZM204 81H205V80H204ZM204 81H202V82L200 81V82H201L202 84L205 83V84L207 85L206 81H205V82H204ZM234 81H235V80H234ZM236 81H238V80H236ZM12 82H13V80H12L11 82L8 81V82L6 83V85H8V83H10V85H11ZM24 82H23V84H24ZM158 82L160 83V81H158ZM188 82H189V81H188ZM192 82H190V83H192ZM197 82H198V84H200V83H199V80H198ZM18 83H20V85H21V82H20V81H19ZM18 83H17V84H18ZM39 83H40V82H39ZM43 83H44V82H42V86L44 87V84H43ZM161 83H162V81H161ZM229 83H230V82H229ZM239 83H240V82H239ZM250 83H251V82H250ZM15 84H16V83H15ZM31 84H30V85H31ZM152 84H155V83L152 82ZM166 84H167V83H166ZM171 84H172V83H171ZM183 84H184V83H183ZM183 84H181L182 87H183ZM196 84H197V83H196V81H195L194 84H191V85H190L191 87H190V86H188V87H190V88L192 89V85H193V87L195 88V85H196ZM202 84H200V85H202ZM223 84H224V83H223ZM223 84H221V86H223ZM231 84H233V83H231ZM231 84H230V85H231ZM235 84H236V83H235ZM235 84H234V85H235ZM10 85H8V86H10ZM12 85H14V83H13ZM20 85H19V87H20ZM27 85H28V82H27ZM27 85L25 84L24 86H27ZM188 85H189V83H188ZM200 85H199V86H200ZM209 85H210V84H209ZM15 86H16V85H14V87H15ZM22 86H23V85H22ZM22 86H21V87H22ZM40 86H41V85H40ZM40 86H39V87H40ZM42 86H41V87H42ZM149 86H150V85H149ZM149 86H148V84L145 86V87H147V88L145 89V91H144L145 93H146V90H147V93H148V90H149V92H151V91H150V90H151V87H149ZM169 86H171V85L169 84ZM169 86H168V87H169ZM186 86H187V84L185 83V84H184V87H183V88L181 87V88L185 91V90H187V89H184V88H186ZM197 86H198V85H197ZM199 86H198V87H199ZM207 86H208V85H207ZM16 87H17V86H16ZM19 87H18V91H19V89H20ZM28 87H29V86H28ZM33 87H34V86H30L29 91H32L31 89H33ZM36 87H38V86L36 85ZM39 87H38V88H39ZM41 87H40V88H41ZM43 87H42V88H43ZM148 87H149L150 89H149ZM164 87H165V86H164ZM219 87H220V86H219ZM224 87H225V86H224ZM224 87H223V88H224ZM235 87H236V86H235ZM22 88H23V87H22ZM26 88H27V87H26ZM38 88H37V90H38ZM40 88H39V89H40ZM194 88H193V90H194ZM199 88H200V89L204 88V85H202V86L199 87ZM199 88H195V91H196V89H198V90L196 91V92H197V95H198V93L201 94V92H198V91H200ZM205 88H207V87H205ZM209 88H210V87H209ZM221 88H222V87H221ZM5 89L8 91V95H4V96H7L6 98H7V100H8L9 91H10V89H11V86H10V89L7 88V86H5V88H4V94H6V93H5V92H6ZM23 89H25V88H23ZM23 89H22V90H23ZM35 89H36V88H35ZM35 89H34V90H35ZM191 89H190V90H191ZM15 90H16V88H15ZM15 90H14V91H15ZM34 90H33V91H34ZM37 90H35V92H36ZM183 90H179L180 93H183V92H184ZM188 90H189V89H188ZM204 90H205V89H204ZM240 90H241V89H240ZM18 91L16 90L15 95H17V92H18ZM38 91H40V90H38ZM179 91H178V93H179ZM201 91H203V90H201ZM224 91H226V89H224ZM227 91H229V90H227ZM237 91H238V90H237ZM26 92H28L27 89H25V93H26ZM41 92H42V91H41ZM41 92H39V94H40ZM144 92H143V94H144L143 97L146 96ZM185 92H186V91H185ZM191 92H192V90H191ZM220 92H221V89H220ZM13 93H14V92L12 91V94H13ZM178 93H176V94H177L178 96H181L180 93H179V94H178ZM188 93H189V92H188ZM221 93H222V92H221ZM239 93H240V91H239ZM2 94H3V92H2L0 95H2ZM10 94H11V93H10ZM27 94H29V93H26V94H24V95L27 96ZM36 94L39 95L38 92H37ZM149 94H150V93H149ZM149 94H147V96H146L147 98H148ZM176 94H175V95H176ZM183 94H184V93H183ZM191 94H192V93L188 94V95H189L188 97H189V98L191 97V101H192V100H196V98H194V97H193L194 99H192V96H190ZM193 94H194V92H193ZM223 94H224V92H223ZM230 94H231V93H230ZM240 94H241V93H240ZM24 95H23V96H24ZM32 95L35 96V97H37V96H36L35 94H33V93H32ZM40 95H41V94H40ZM186 95H187V94H186ZM206 95H207V93H206ZM216 95H217V94H216ZM231 95H232V94H231ZM231 95H230V96H231ZM245 95H248V93L242 95V99L244 98L243 100H245V102H246V100H248V99H246V98H248V97H250V96H249V95H248V96H245ZM251 95H252V94H251ZM12 96H13V95H12ZM28 96H29V95H28ZM28 96H27V99H26V100L29 99ZM150 96H151V97H150ZM150 96H149V97L152 98V95H150ZM193 96L196 97V93H195ZM218 96H219V95H218ZM232 96H234V95H232ZM240 96H241V95H240ZM240 96L237 97V95H236V96H234L235 99H234V97H233V99H234V100H237V102H242V103H243L242 99H241V101H240V100L238 101V98H239V99L241 98ZM243 96H244V97H243ZM35 97H32V98H33L32 101H34V98H35ZM188 97H187V98H188ZM198 97H200V98H198ZM198 97H197L198 100H202V99H203V98L201 97V95H198ZM203 97H205L204 94H203ZM214 97H215V96H214ZM214 97H213V98H214ZM220 97H221V94H220ZM225 97H226V95H225ZM236 97H237V98H236ZM245 97H246V98H245ZM1 98L4 99L5 97L0 96V99H1ZM11 98H12V97H11ZM24 98H26V97L24 96ZM39 98H40V97H38V99H39ZM147 98H146V99H147ZM150 98H148V101L151 100ZM156 98H157V97H156ZM174 98H175V97H174ZM181 98L185 100L186 104L189 103V101H190V100H187L186 96H184V97L182 96ZM185 98H186V99H185ZM201 98H202V99H201ZM3 99H1V100H3ZM12 99L15 101V96H14V98H12ZM176 99H177V98H176ZM176 99H174V100L177 102V103H176V102H175V103H176V104H179V103H178V99H177V100H176ZM182 99L180 100V103L182 102V103L180 104V106L183 104V101H184V100L182 101ZM209 99H210V98H209ZM217 99H218V98H217ZM4 100H6V99H4ZM7 100H6V101H7ZM9 100H10V98H9ZM13 100H11V102H12ZM23 100H24V99H23ZM144 100H145V98H144ZM161 100H162V99H161ZM161 100L159 99L160 102H161ZM172 100H173V98H172ZM174 100H173V101H174ZM186 100H187V101H186ZM203 100L205 101V100H208V99L206 98V99H203ZM222 100H223V99H222ZM229 100H232L231 97H230ZM36 101H37V98H36L35 102H36ZM38 101H39V100H38ZM173 101H170V103H171V104H174L175 107H176V104H175ZM191 101H190V102H191ZM204 101H202V103H204ZM208 101H209V100H208ZM11 102L9 101L10 104H11ZM22 102H23V101H22ZM24 102H25V100H24ZM24 102H23V103H24ZM27 102H28V103H27ZM29 102L31 103V99L28 100V101H26V103L28 104V106L30 105ZM185 102H184V103H185ZM192 102H193V101H192ZM194 102H195V104H196V103H200V101H194ZM194 102H193V103H194ZM206 102H207V101H206ZM206 102H205V104L207 105L208 102H207V103H206ZM219 102H220V101H219ZM237 102L235 101V103H237ZM3 103L6 105V102H5V101H4V102L2 101V104H0V105H4ZM13 103H14V102H13ZM23 103H22V105H26L25 103H24V104H23ZM33 103H34V102H33ZM33 103H32V104H33ZM193 103H192V104H193ZM210 103H212V101H211ZM220 103H221V102H220ZM235 103H234V101H233V104H232L230 101H228V102H224L220 107H218V108L216 107V108L213 109V110L216 111V112H214V113H213L212 108H211V109H206V107L202 105V106L205 107V109H206V110L204 109V111H203V109H202V111H203L204 114H207V110H208V112H209V110H210V112H212V113L215 114V115L218 113V116H217V115H216V116L213 115V116H215V117L213 118V116H212V118L215 119V120L218 119L219 124H226V125L228 124L229 127L226 126V127L228 128V129L226 128L227 130H229V128H230L231 126H232V127L234 126V127L232 128V129L234 130V133H233L232 135H234V134H237V135H238V134H239L240 136H241V135L243 136V134H244V130H242V126H241L242 124H241V121H240V119H242V116H239V117H238V115L231 116V115H232L231 113H233V111H234V112L237 111V113H238V112L241 110V108L239 109V106H241L240 103H238V105H237L238 107L236 106ZM242 103H241V104H242ZM246 103H247V102H246ZM37 104H38V103H37ZM37 104H36V105H37ZM167 104H168V103H167ZM171 104H170V105H171ZM192 104H191V105H192ZM195 104H194V105H195ZM13 105H14V104H13ZM168 105H169V104H168ZM189 105H190V103H189ZM194 105H193V108H194ZM209 105H210V104H209ZM209 105H208V106H209ZM213 105H214V103H213ZM7 106H8V107H6V108H9V105H8V104H7ZM11 106H12V105H11ZM14 106H15V105H14ZM14 106H12V107L14 108L13 110L16 111V112H18V114H19V110H18V108L16 107V108H17V110H16ZM31 106H32L34 109H36V107H37V106H35V105H34V106L31 105ZM177 106H178V105H177ZM185 106H187V105H184V104H183L182 107L186 108V109H184V112L187 113V108H188L189 106H188V107H185ZM210 107H211V105H210ZM0 108L2 109V111L5 110V109H3L4 107L2 108V107L0 106ZM20 108H21V107L19 106V109H20ZM22 108H23V106H22ZM24 108H26V106H25ZM33 108H32V109L30 108L31 110H29V108H28V111H31V112H30V113H31V116H32ZM195 108H196V107H195ZM1 109H0L1 114L7 112V111L2 112ZM9 109L12 110V108H9ZM26 109H27V108H26ZM26 109H24V110H26ZM82 109H83V108H82ZM190 109H192L191 106H190ZM181 110H183V108H182ZM185 110H186V111H185ZM200 110H201V109H200ZM242 110H244V108H243ZM250 110H251V109H250ZM14 111H12L11 113L14 114ZM28 111H27V112H28ZM189 111H193V110H189ZM189 111H188V112H189ZM198 111H199V110H198ZM16 112H15V113H16ZM20 112H24V111H22V109H21ZM34 112H35V110H34ZM181 112H183V111H180V112H178V113H181ZM193 112H194L195 117L193 116L192 118L194 119V118H196L198 115L196 116V114H195V112L197 113L196 110H194ZM205 112H206V113H205ZM8 113H9V112H8ZM11 113H10V116H7V117H8V118H7L8 121H10V120L12 119L11 115H13V114H11ZM25 113H26V112H25ZM189 113H191V112H189ZM212 113H211V114H212ZM235 113H236V112H235ZM237 113H236V114H237ZM34 114H35V113H34ZM34 114H33V116H34ZM181 114H182V113H181ZM181 114H180V115H181ZM183 114H185V113H183ZM187 114H188V113H187ZM197 114L200 115V114H202V112L200 111V113L198 112ZM211 114L209 115V113H208V118H210L209 116H211ZM5 115H6V114H5ZM5 115H4V116H5ZM19 115H20V116H23V115H25V114L21 113V114H19ZM19 115H16V116H19ZM29 115H30V114H29ZM176 115H177V114H176ZM188 115H189V114H188ZM202 115H203V114H202ZM248 115H249V114H248ZM27 116H28V115H27ZM31 116H30L29 118H31ZM171 116H172V115H171ZM0 117H1V115H0ZM2 117H3V115H2ZM2 117H1V118H2ZM10 117H11V118H10ZM13 117H14V116H13ZM25 117H26V116H25ZM107 117H108V116H107ZM173 117H175V116L173 115ZM182 117H183V116H182ZM200 117H201V116H200ZM203 117H205V116H203ZM240 117H241V118H240ZM5 118H6V117H5ZM5 118H3V120H5ZM14 118H16V119L19 118V120H21V119H20L21 117H14ZM29 118H27V119H29ZM189 118H190V117H189ZM197 118H198V117H197ZM201 118H202V117H201ZM205 118H207V117H205ZM248 118H249V116H248ZM250 118H251V116H250ZM7 119H6V121H7ZM9 119H10V120H9ZM32 119H33V118H32ZM32 119H31V120H32ZM175 119H176V118H175ZM213 119L211 120V122H215V121H213ZM23 120H24V119H23ZM31 120H29V121H31ZM106 120H108V119H106ZM199 120H200V119H199ZM202 120H203V118L201 119V122H202ZM204 120H205V119H204ZM242 120L244 121V119H242ZM248 120H249V119H248ZM1 121H2V119H0V123H1ZM6 121H5V122H6ZM26 121H27V120H26ZM185 121H186V120H185ZM196 121H197V120H196ZM218 121H217V122H218ZM243 121H242V122H243ZM249 121H250V120H249ZM251 121H252V118H251ZM5 122H2V123H4L3 126L5 125ZM10 122L12 123V121H10ZM14 122H15V120H14ZM14 122H13V123H14ZM18 122H20V121H18ZM23 122H24V126H23V127H25V120H24ZM32 122H33V120L31 121V125H32ZM179 122H180V121H179ZM192 122H193V120L191 121V123H192ZM197 122H198V121H197ZM199 122H200V121H199ZM206 122L209 123V120L206 121ZM217 122H216V123H217ZM221 122H223V123H221ZM238 122H239V123H238ZM7 123H8L9 125H11V127H12L13 125H15V123H14L13 125H12L11 123H9V122H7ZM7 123H6V125H8ZM16 123H17V120H16ZM27 123H30V122H27ZM105 123H106V122H105ZM175 123H176V122H175ZM248 123H249V122H248ZM17 124H19V123H17ZM22 124H23V123H22ZM33 124H34V123H33ZM178 124H179V123H178ZM178 124H177V125H178ZM185 124H186V123H185ZM201 124H202V123H201ZM205 124H206V123L202 124V127L205 126ZM209 124H210V123H209ZM209 124H208V126H211V125H209ZM214 124H215V123H214ZM0 125H1V124H0ZM29 125H30V124H29ZM175 125H176V124H175ZM27 126H28V125H27ZM200 126H201V125H200ZM212 126H213V125H212ZM217 126H218V125H216L215 128H216ZM220 126H222V125H220ZM220 126H219V128H220ZM223 126H224V125H223ZM247 126H248V125H247ZM17 127H19V125H18ZM21 127H22V126H21ZM28 127H29V126H28ZM0 128H1L0 130H2V127H0ZM7 128H10V126H7ZM26 128H27V127H26ZM26 128H24V129H26ZM32 128H33V125H32V127H31V129H32ZM115 128H116V127H115ZM165 128H167V127H165ZM165 128H164V129H165ZM204 128H207V127H204ZM245 128H246V127H245ZM11 129H13V130H11ZM11 129H10V130H11L12 133H13V131L17 129V128H16V125H15V128H14V126H13V128H11ZM19 129H20V128H19ZM21 129H22V128H21ZM162 129H163V127H162ZM200 129H201V128H200ZM208 129L211 130V128H208ZM213 129H214V126H213ZM213 129H212V131H213ZM221 129H222V128H221ZM224 129H225V127H224ZM232 129H231V130H232ZM249 129H251V128H249ZM249 129H247V130L249 131ZM22 130H23V129H22ZM22 130H19V131H22ZM26 130H27V129H26ZM32 130H33V129H32ZM120 130H121V129H120ZM195 130H196V129H195ZM202 130H203V129H202ZM217 130H219V129L217 128ZM231 130H230V131H231ZM233 130H232V131H233ZM3 131H4V134L6 135V133H7V132H6V131H7L6 126H5V128L3 129ZM3 131L0 133L1 135H2ZM16 131H18V130H16ZM16 131H14V132H16ZM19 131H18L19 134L16 132V135L18 134V135L21 137L22 134H21ZM197 131H198V130H197ZM197 131H196V132H197ZM205 131L207 132V129H206ZM232 131L230 132V134L232 133ZM241 131H243L242 134H241ZM251 131H252V130H251ZM24 132H25V131H24ZM28 132H29V133H24V134H23V135H24V136H23V139L20 138V137H19V139H20V140H24V139H25L24 137L29 136L30 131H28ZM178 132H179V131H178ZM178 132H177V134H178ZM181 132H182V131H181ZM193 132H194V130H193ZM196 132L193 134V137H192V138H194L195 134H197ZM201 132H202V131L200 130V132H198V133H201ZM209 132H210V131H209ZM226 132L228 133V131H226ZM226 132H225V130H224L223 133H226ZM8 133H9V132H8ZM8 133H7V136H10L11 134L9 135ZM179 133H180V132H179ZM190 133H192V132L190 131ZM211 133H212V132H211ZM219 133H222V132H219ZM13 134H14V133H13ZM13 134H12V136H13ZM170 134H171V133H170ZM172 134H175V133H172ZM217 134H218V133H217ZM25 135H26V136H25ZM166 135H167V134H166ZM198 135H199V134H198ZM201 135H202V133L200 134L199 137H197V135H196V137L199 139V138L201 137ZM210 135H211V134H210ZM210 135H208V137H209ZM226 135L228 136V134H225L224 137H225ZM232 135H230V137H233ZM3 136H4V135H3ZM3 136H2V137H3ZM7 136H6V138H8ZM177 136H178V135H177ZM204 136H205V135H204ZM214 136H215V133H214ZM216 136H219V135H216ZM220 136H221V137H220ZM220 136H219L218 139H216V140L214 139V140H213V141H215V142H213L214 144L219 143V142L222 141V139H224V137L222 138V135H221V134H220ZM227 136L225 137L226 140L224 139V141H226V142H227V140L230 138L229 136H228L229 138H227ZM234 136H235V135H234ZM245 136H246V135H245ZM0 137H1V136H0ZM2 137H1L0 139H2ZM17 137H18V136H17ZM166 137H167V136H166ZM166 137H165V138H166ZM170 137H172V136L170 135ZM173 137H174V136H173ZM183 137H184V136H183ZM14 138L16 139V136H15ZM28 138H29V137H28ZM30 138H31V134H30ZM163 138H164V136H163ZM163 138H162V140H165V138H164V139H163ZM176 138H177V137H176ZM176 138H174V139H176ZM181 138H182V137H181ZM188 138H189V137H188ZM201 138H202V137H201ZM201 138H200V139H201ZM237 138H238V136H237ZM242 138H243V137H242ZM3 139H4V138H3ZM8 139L10 140V138H8ZM8 139H7V140H8ZM17 139H18V138H17ZM17 139H16V140H17ZM19 139H18V140H19ZM26 139H27V137H26ZM167 139H168V138H167ZM186 139H187V137H186ZM198 139H196L197 142H198ZM206 139H207V136H206ZM212 139H213V137H212ZM230 139H231V138H230ZM238 139H239V138H238ZM7 140H6V141H7ZM9 140H8V142H9ZM12 140H14V139H12ZM16 140H15V141H16ZM18 140L16 141L15 144H17V143L20 142V145H22V144H23V141L21 142V141H18ZM169 140H170V139H169ZM183 140H184V139H183ZM187 140H188V139H187ZM192 140H193V139H192ZM201 140H202V139H201ZM203 140H204L203 142H205V143L208 144V143L210 142L211 138L209 139L208 142L205 141V139H203ZM1 141H2V140H1ZM4 141H5V140H4ZM24 141H27V140H24ZM29 141H30V139H29ZM167 141H168V140H167ZM199 141H200V140H199ZM224 141H223V143H224ZM228 141H229V140H228ZM236 141H237V140H236ZM10 142H11V141H10ZM10 142L8 143V145H10L9 147H10V148L13 147L12 149L16 150V149L14 148V145H13L14 143H13V142L10 143ZM159 142H161V141H159ZM203 142H202V143H203ZM12 143H13V144H12ZM21 143H22V144H21ZM26 143H27V142H25V144H26ZM28 143H30V142H28ZM28 143H27V144H28ZM162 143H164V141H163ZM189 143H190V142H189ZM189 143H188V144H189ZM191 143H192V142H191ZM191 143H190V145H191ZM194 143H195V142H194ZM200 143H201V142H199V144H200ZM221 143H222V142H221ZM221 143H219V144H221ZM237 143H239V141H238ZM2 144H3V146H4V143H3V142H2ZM11 144H12V146H11ZM196 144H198V143H196ZM207 144H205V145H207ZM209 144H210V143H209ZM214 144H212V145H214ZM234 144H235V143H234ZM5 145H6V143H5ZM193 145H195V144H193ZM212 145L210 144V145L206 146V148H208V147L211 148ZM0 146H1V143H0ZM3 146H1L0 148H3ZM15 146H16V145H15ZM22 146H23V145H22ZM22 146H21V147H22ZM24 146H26V145H24ZM28 146H29V144H28ZM195 146L197 147V149H200V148H198L197 145H195ZM195 146H194V147H195ZM201 146H202V145H201ZM201 146H200V147H201ZM4 147H5V146H4ZM6 147H7V146H6ZM9 147H8V148H9ZM17 147L19 148V152H21L20 149H24V150H25L27 146L24 147V148H21V147H19V145H18ZM17 147H16V148H17ZM185 147H187V145H186ZM194 147H193V149H196V148H194ZM225 147H226V146H225ZM227 147H228V146H227ZM10 148H9V149H10ZM18 148H17V150H18ZM177 148H178V147H177ZM180 148H181V147H180ZM188 148L192 149L191 146L188 147ZM188 148H186L185 150H187ZM202 148H203V146H202ZM202 148H201L202 151L196 149L197 151H199V152L196 151V153H201V154H202V152L204 153V151H205L206 149H205V148L202 149ZM209 148H208V149H209ZM3 149H4V148H3ZM9 149H8V151H7L8 154H9ZM27 149H28V147H27ZM182 149H183V148H182ZM208 149H207V151H205V153L208 152ZM222 149H223V148H222ZM225 149H226V148H225ZM225 149H224V150H225ZM6 150H7V149H6ZM14 150H12V151H14ZM179 150H180V149H179ZM179 150H178V151H179ZM2 151H4V150H2ZM10 151H11V150H10ZM12 151H11V152H12ZM26 151H27V150H26ZM172 151H173V150H172ZM180 151H181V150H180ZM200 151H201V152H200ZM220 151H222V150L220 149ZM5 152H6V151H5ZM11 152H10V153H11ZM152 152H153V151H152ZM156 152H157V151H156ZM161 152H162V151H161ZM169 152H171V151H169ZM185 152H186V153H185ZM185 152L183 151L182 154H183V155L186 154L187 156H189L188 154H189L190 151L187 150V151H185ZM212 152H214V151H212ZM212 152H211V153H212ZM24 153H25V151H24ZM24 153H23L22 155H25ZM159 153H160V152H159ZM166 153H167V152H166ZM177 153H178V152H177ZM180 153H181V152H180ZM205 153H204V154H205ZM211 153L208 152V154H210V155H211ZM215 153H217V152H215ZM215 153H212V154H215ZM219 153H220V152H219ZM223 153H224V152H223ZM8 154H6V157H4L3 155H5V154L2 153V155L0 154V157L3 156V157H4L3 159H6ZM12 154H13V152H12ZM14 154H16V152H15ZM17 154H18V152H17ZM110 154H111V151H110V152L108 151V153H106L105 157H107V158L109 157V158H110ZM153 154H155V153H153ZM170 154H171V153H170ZM182 154H180V156H181ZM206 154H207V153H206ZM206 154H205V155H206ZM217 154H218V153H217ZM220 154H221V153H220ZM220 154H219V155H220ZM19 155H20V154H19ZM19 155H16V156H19ZM158 155H159V154H158ZM178 155H179V154H178ZM178 155H177V156H178ZM192 155H193V156H192ZM192 155H191V159H190V157H189L190 162H191V163L193 162V158H194L195 161H196V160L198 161L199 158H197V159L195 158V157L197 156V154H193V153H192ZM194 155H195V157H194ZM202 155H203V154H202ZM215 155H216V154H215ZM215 155H212V156H215ZM8 156H9V155H8ZM12 156H13V155H12ZM16 156H15V158H16ZM20 156H21V155H20ZM163 156H164V155H163ZM187 156H185V157L187 158ZM198 156H199V155H198ZM198 156H197V157H198ZM203 156H204V155H203ZM216 156H217V155H216ZM220 156H221V155H220ZM220 156H218V157H220ZM223 156H224V155H223ZM244 156H245V155H244ZM9 157L11 158V156H9ZM13 157H14V156H13ZM164 157H166V155H165ZM164 157H160V158H162V160H163ZM192 157H193V158H192ZM206 157H207V156H206ZM1 158H2V157H1ZM10 158H8V160H10V162H11L12 158H11V159H10ZM15 158H14V159H15ZM19 158H20V157H19ZM19 158L17 157L16 159L19 160ZM181 158H182V156H181L179 159H181ZM186 158H184V160H185ZM210 158H211V157H210ZM214 158H215V157H214ZM221 158H222V157H221ZM232 158H233V157H232ZM232 158H231V159H232ZM3 159L0 160V194H2V191H3L4 187L7 186V183H9V175H11V168H9V167L11 166V164L8 163L9 161H4ZM21 159H22V158H21ZM165 159H166V158H165ZM167 159H168V158H167ZM2 160H3V162H2ZM6 160H7V159H6ZM18 160H17V162H18ZM176 160H178V159H176ZM186 160H187V159H186ZM191 160H192V161H191ZM232 160H233V159H232ZM19 161L21 162V160H19ZM160 161H161V159L159 160V162H160ZM179 161H181V160H179ZM187 161H188V160H187ZM230 161H231V160H230ZM17 162H16L15 164H17ZM159 162H158V163H159ZM163 162H164V161H163ZM166 162H167V161H166ZM168 162H169V161H168ZM185 162H186V161H185ZM190 162H189V163H190ZM236 162H237V161H236ZM12 163H13V162H12ZM169 163H170V162H169ZM180 163H181V162H180ZM182 163H183V162H182ZM186 163H187V162H186ZM208 163H210V162H208ZM230 163H234V162H230ZM242 163H243V162H242ZM161 164H162V161H161ZM177 164H179V163H177ZM204 164H205V166H208V165H209V164L207 165V163H204ZM204 164H202V165H204ZM212 164H214V163H212ZM165 165H166V164H165ZM169 165H171V164H169ZM181 165H182V164H181ZM188 165H189V164H188ZM200 165H201V163H200ZM202 165H201V166H202ZM224 165H226V163H225ZM224 165H223V166H224ZM12 166H13V165H12ZM16 166H19V165H15L14 167H16ZM158 166H160V165H158ZM183 166H184V165H183ZM185 166H186V165H185ZM185 166H184V167H185ZM194 166H195V165H194ZM194 166H193V167L191 166L192 169H191V172H189V173H191V174H192L193 172L196 173L197 170H196V169H195L196 171L194 170V168H195ZM198 166H199V165H198ZM198 166H197V167H198ZM201 166L198 167V168L196 167V168L199 169V168H201ZM209 166H210V165H209ZM229 166H230V165H229ZM160 167H161V166H160ZM210 167H211V166H210ZM210 167H208V168H210ZM236 167H237V166H236ZM168 168H169V167H168ZM173 168H174V166H173ZM175 168H176V167H175ZM179 168H180V167H179ZM179 168H178V170H179ZM185 168H186V167H185ZM203 168H204V166H203ZM215 168H216V167H215ZM228 168H229V167H228ZM228 168H227V169H228ZM13 169L16 171L15 168H13ZM17 169H18V168H17ZM19 169H20V168H19ZM164 169H165V168H164ZM188 169H189V167H188ZM211 169H212V167H211ZM159 170H160V169H159ZM162 170H163V168H162ZM170 170H172V169L170 168ZM170 170H169V171H170ZM173 170H174V169H173ZM176 170H177V168H176ZM189 170H190V169H189ZM189 170H188V171H189ZM192 170H194V171H192ZM206 170H207V167H206ZM238 170H239V169H238ZM186 171H187V170H186ZM188 171H187V172H188ZM200 171H201V169H200ZM207 171L210 172V169H208ZM18 172H19V171H18ZM153 172H155V171H153ZM187 172H186V173H187ZM201 172H202V171H201ZM16 173H17V172H16ZM194 173H193V174H194ZM202 173H203V172H202ZM211 173H212V172H210V174H211ZM225 173H226V172H225ZM152 174H153V173H152ZM160 174H161V173H160ZM162 174H163V173H162ZM191 174H190V175H191ZM200 174H201V173H200ZM155 175H157V174H155ZM190 175H189V177H190ZM195 175H196V174H194V179H195ZM18 176H19V175H18ZM207 176H208V175H207ZM154 177H155V176H154ZM191 177H192V176H191ZM198 177H199V176H198ZM205 177H206V176H205ZM13 178H14V177H13ZM166 179H167V178H166ZM207 179H208V178H207ZM11 180H12V178H11ZM16 180H17V178H16ZM171 180H172V179H171ZM196 180H197V179H196ZM205 180H206V179H205ZM221 180H223V179H221ZM221 180H220V181H221ZM168 181H170V180H168ZM15 182H16V181H15ZM159 182H160V181H159ZM163 182H164V178H163ZM200 182H201V181H200ZM222 182H223V181H222ZM235 182H236V181H235ZM235 182H234V183H235ZM156 183H157V182H156ZM167 183H168V182H167ZM167 183H166V184H167ZM170 183H171V182H170ZM12 184H13V183H12ZM12 184H11V185L9 184V185L12 186ZM201 184H202V183H201ZM207 184H208V183H207ZM15 185H16V184H15ZM155 185H156V184H154V186H155ZM168 185H169V186H172V184H171V185L168 184ZM168 185H167V187H168ZM222 185H223V184H222ZM234 185H235V184H234ZM10 186H9V187H10ZM154 186H153V187H154ZM157 186H158V185H157ZM157 186H155V187H157ZM199 186H200V185H199ZM232 186H233V185H232ZM15 187H16V186H15ZM150 187H151V186H150ZM158 187H159V186H158ZM158 187H157V188H158ZM161 187H162V186H161ZM167 187H166V188H167ZM148 188H149V187H148ZM164 188H165V187H164ZM164 188H163V189H164ZM166 188H165V189H166ZM169 188H170V187H169ZM171 188H172V187H171ZM200 188H201V187H200ZM200 188H199V189H200ZM206 188H207V187H206ZM7 189H8V188H7ZM12 189H15V188H12ZM165 189H164V190H165ZM199 189H198V191H199ZM204 189H205V188H204ZM225 189H226V188H225ZM5 190H6V189H5ZM158 190H159V189H158ZM201 190H202V189H201ZM220 190H221V189L219 188V191H220ZM223 190H224V189H223ZM223 190H222V191H223ZM233 190H234V189H233ZM246 190H247V189H245V191H246ZM173 191H174V190H173ZM175 191H177V190H175ZM194 191H195V190H194ZM222 191H221V192H222ZM230 191H231V190H230ZM230 191H229V192H230ZM248 191H249V190H248ZM160 192H161V191H160ZM166 192H167V190H166ZM169 192H170V191H169ZM203 192H205V191L203 190ZM5 193H6V192H5ZM174 193H175V192H174ZM196 193H197V192H196ZM205 193H208V192H205ZM216 193H217V192H216ZM171 194H172V192H171ZM201 194H202V192H201ZM203 194H204V193H203ZM214 194H215V193H214ZM4 195H5V194H4ZM164 195H165V194H164ZM191 195H192V194H191ZM191 195L189 194V196H191ZM207 195H208V194H207ZM216 195H217V194H216ZM6 196H7V195H6ZM12 196H13V194H12ZM165 196H166V195H165ZM172 196H174V195H172ZM195 196H196V195H195ZM0 197H1V196H0ZM185 197H186V196H185ZM187 197H188V196H187ZM197 197H198V196H197ZM206 197H207V196H206ZM206 197H205V199H206ZM208 197H209V196H208ZM211 197H212V196H211ZM211 197L207 198V200H210ZM217 197H218V196H216V198H217ZM219 197H220V196H219ZM8 198H9V197H8ZM163 198H164V196H163ZM166 198H167V197H166ZM175 198H176V197H175ZM175 198H174V199H175ZM190 198H191V197H190ZM2 199H3V198H2ZM4 199H5V198H4ZM12 199H13V198H12ZM157 199H158V198H157ZM167 199H169V196H168ZM177 199H178V198H177ZM181 199H183V198H181ZM181 199H180V200H181ZM194 199H196V198H194ZM199 199H200V198H199ZM202 199H203V198H202ZM217 199H218V198H217ZM13 200H14V199H13ZM154 200H155V198H154ZM159 200H160V199H159ZM169 200H170V199H169ZM169 200H168V201H169ZM189 200H191V199L188 198V201H189ZM197 200H198V198H197ZM203 200H204V199H203ZM161 201H162V200H161ZM170 201H174V200H170ZM170 201H169V202H170ZM183 202H184V199H183ZM205 202H206V201H205ZM211 202H212V201H211ZM211 202L208 201V203H211ZM2 203H3V202H2ZM13 203H14V202H13ZM156 203H157V202H156ZM185 203H186V202H185ZM185 203H184V204H185ZM187 203H188V202H187ZM190 203L192 204V202H190ZM190 203H188V204H190ZM196 203H197V202H196ZM208 203H206V204L208 205ZM11 204H12V203H11ZM164 204H165V202H164ZM173 204H175V203H173ZM173 204H172V205H173ZM179 204H180V203H179ZM191 204H190V205H191ZM197 204H198V203H197ZM199 204H200V203H199ZM199 204H198V205H199ZM201 204H203V203H201ZM218 204H219V203H218ZM244 204H245V203H244ZM167 205L170 206L169 204H167ZM167 205L165 204V207H164V208H166ZM172 205H171V206H172ZM190 205H189V206H190ZM204 205H205V204H204ZM8 206H9V205H8ZM168 206H167V207H168ZM173 206H176V205H173ZM192 206H193V205H192ZM199 206H200V205H199ZM214 206H215V205H214ZM2 207H3V206H2ZM159 207H160V206H159ZM202 207H204V206H202ZM202 207H201V209H202ZM190 208H191V207H190ZM194 208H195V207H194ZM196 208H197V207H196ZM158 209H159V208H158ZM197 209H198V208H197ZM206 209H207V208H206ZM208 209H209V208H208ZM246 209H247V208H246ZM4 210H5V209H4ZM9 210H10V209H9ZM9 210H8V212H9ZM188 210H191V211H192V209H188ZM203 210H204V209H203ZM242 210H243V209H242ZM0 211H1V210H0ZM160 211H161V210H160ZM162 211H163V210H162ZM167 211H168V210H167ZM188 212H189V211H188ZM188 212H187V213H188ZM197 212H198V211H197ZM164 213H165V212H164ZM223 213H224V212H223ZM239 213H241V212H239ZM155 214H156V213H155ZM155 214H154V215H155ZM161 214H163V213H161ZM161 214H160V215H161ZM189 214H191V213H189ZM225 214H226V213H225ZM235 214H236V213H235ZM154 215H153V216H154ZM164 215H165V214H164ZM186 215H187V214H185V216H186ZM223 215H224V214H223ZM229 215H230V214H229ZM4 216H6V215H4ZM221 216H222V215H221ZM1 217H2V216H1ZM130 217H131V216H130ZM162 217H163V215H162ZM186 217H187V216H186ZM188 217H190V215H189ZM223 217H225V216H223ZM159 218H160V217H159ZM2 219H3V218H2ZM108 219H109V218H108ZM110 219H111V218H110ZM189 219H190V218H189ZM191 219H192V217H191ZM129 220H130V219H129ZM154 220H155V219H154ZM156 220H157V219H156ZM194 220H195V219H194ZM133 221H134V220H133ZM134 222H135V221H134ZM210 222H211V220H210ZM210 222H209V223H210ZM183 223H184V222H183ZM188 223H189V221H188ZM190 223H192V222H190ZM193 223H194V222H193ZM211 223H212V222H211ZM186 224H187V222L185 223V225H184V224H183V225L186 226ZM214 226H215V225H214ZM222 226H223V225H222ZM224 226H226V225H224ZM224 226H223V227H224ZM227 227H228V226H227ZM169 228H171V227H169ZM190 228H191V227H190ZM213 228H214V227H213ZM210 229H211V228H209V230H210ZM219 229H220V228H219ZM237 229H238V227H237ZM237 229H236V230H237ZM240 229H241V228H240ZM246 229H247V228H246ZM163 230H164V229H163ZM166 230H168V229H166ZM227 230H228V229H227ZM241 230H242V229H241ZM247 230H248V229H247ZM185 231H186V230H185ZM225 231H226V230H225ZM164 232H165V231H164ZM166 232H167V231H166ZM206 232H207V231H206ZM217 232H219V231H217ZM220 232H221V231H220ZM229 232H230V231H229ZM236 232H237V231H236ZM244 232H245V231H244ZM172 233H173V232H172ZM209 233H210V232H208V234H209ZM225 233H226V232H225ZM230 233H231V232H230ZM234 233H235V232H234ZM252 233H253V232H252ZM173 234H174V233H173ZM213 234H214V233H213ZM215 234H216V233H215ZM166 235H167V234H166ZM166 235H165V236H166ZM210 235H211V234H210ZM223 235H224V234H223ZM223 235H222V236H223ZM239 235H240V234H238V236H239ZM242 235H243V234H242ZM172 236H173V235H172ZM226 236H227V235H226ZM231 236H233V235H231ZM231 236H230V237H231ZM200 237H201V236H200ZM212 237H213V236H212ZM217 237H219V236H217ZM224 237H225V236H224ZM228 237H229V236H228ZM235 237H236V236H235ZM202 238H203V237H202ZM205 238H207V237H205ZM208 238H210V236H209ZM220 238H221V237H220ZM233 238H234V237H233ZM210 239H211V238H210ZM213 239H214V237H213ZM222 239H223L222 242L224 243V238H222ZM226 239H227V238H226ZM226 239H225V240H226ZM199 240H200V239H199ZM205 240H206V239H205ZM216 240H217V239H216ZM218 240H219V238H218ZM256 240H257V239H256ZM233 241H234V240H233ZM204 242H205V241H204ZM210 242H211V241H210ZM212 242H214V241H212ZM219 242H221V241L219 240ZM249 242H250V241H249ZM197 243H199V242H197ZM206 243H207V241H206ZM216 243H218V242H216ZM223 243H222V244H223ZM214 244H215V243H214ZM218 244H220V243H218ZM222 244H220V245H222ZM227 244H228V243H227ZM217 246H218V245H217ZM224 246H225V245H224ZM225 247H226V246H225ZM248 247H250V246H248ZM258 248H259V247H258ZM227 249H229V247H228ZM247 249H248V248H247ZM243 250H244V249H243ZM253 250H254V249H253ZM260 250H261V248H260ZM260 250H259V251H260ZM255 251H256V250H255ZM259 251H258V252H259ZM245 252H246V250H245ZM261 252H262V251H261ZM257 254H258V253H257ZM258 256H259V254H258ZM200 257H201V256H200ZM202 257H203V256H202ZM256 257H257V256H256ZM258 259H259V258H258ZM198 260H199V259H198ZM174 261H175V260H174ZM191 261H192V260H191ZM247 261H248V260H247ZM199 262H200V261H199ZM201 262H202V261H201ZM249 262H250V261H249ZM175 263H176V262H175ZM194 263H195V262H194ZM205 263H206V261H205ZM207 263H208V262H207ZM201 264H202V263H201ZM215 264H218V263H215Z\"/></svg>",
    "mask_w": 264,
    "mask_h": 264
},
{
    "label": "snow or ice",
    "instance_id": "6c2138e0",
    "mask_svg": "<svg viewBox=\"0 0 264 264\" xmlns=\"http://www.w3.org/2000/svg\"><path fill=\"white\" fill-rule=\"evenodd\" d=\"M146 6H151V5H146ZM259 11L261 13V20H264V0H260L259 3ZM0 40L4 42L5 45H7L9 48L12 45V42L6 32L0 33ZM262 84H264V79H262ZM105 86L101 85L99 91L103 92ZM77 161L75 159H70L68 161L69 167H72L75 165ZM82 195L84 196L85 199L89 200L92 202L101 212H103V207L101 204V201L105 198L104 197V189L101 188L100 186H94L90 185L83 193ZM106 223V221H105ZM231 229V226H229V230ZM123 264H136V262H123Z\"/></svg>",
    "mask_w": 264,
    "mask_h": 264
}]
</instances>
